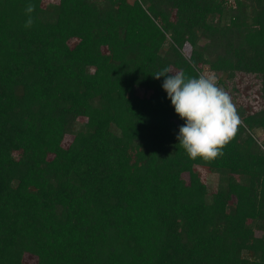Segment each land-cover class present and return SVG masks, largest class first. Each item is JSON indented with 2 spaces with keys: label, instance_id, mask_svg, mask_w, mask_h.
I'll return each instance as SVG.
<instances>
[{
  "label": "trees",
  "instance_id": "1",
  "mask_svg": "<svg viewBox=\"0 0 264 264\" xmlns=\"http://www.w3.org/2000/svg\"><path fill=\"white\" fill-rule=\"evenodd\" d=\"M54 1L0 0V264H264V0ZM166 66L261 80L222 156L179 145Z\"/></svg>",
  "mask_w": 264,
  "mask_h": 264
},
{
  "label": "clouds",
  "instance_id": "2",
  "mask_svg": "<svg viewBox=\"0 0 264 264\" xmlns=\"http://www.w3.org/2000/svg\"><path fill=\"white\" fill-rule=\"evenodd\" d=\"M25 27L33 24V4L26 6ZM154 78L164 77L167 92L175 112L185 121L179 128V145L192 159L214 160L222 156L224 147L236 136L241 119L231 96L218 84L214 73L203 72L186 76L166 66Z\"/></svg>",
  "mask_w": 264,
  "mask_h": 264
},
{
  "label": "rangeland",
  "instance_id": "3",
  "mask_svg": "<svg viewBox=\"0 0 264 264\" xmlns=\"http://www.w3.org/2000/svg\"><path fill=\"white\" fill-rule=\"evenodd\" d=\"M46 1L48 5H51L53 4L54 0ZM205 72L213 73L210 71ZM222 79L224 81L223 83L219 84V86L222 87L226 92H228L236 108L242 107L246 115L261 112V106L263 104V100L261 97V80L257 76H245L242 74H238L236 78H233L231 80H227L226 77H223ZM84 122V118L79 120V123L81 124ZM258 137L259 140L264 143L263 131H258ZM71 141L72 136L66 137L64 145L68 146ZM201 174L206 181L209 190L211 192H215L219 184L218 176L204 170H201ZM24 261L27 264H36L37 258L30 255H25Z\"/></svg>",
  "mask_w": 264,
  "mask_h": 264
},
{
  "label": "built area",
  "instance_id": "4",
  "mask_svg": "<svg viewBox=\"0 0 264 264\" xmlns=\"http://www.w3.org/2000/svg\"><path fill=\"white\" fill-rule=\"evenodd\" d=\"M260 144H262V143L260 142Z\"/></svg>",
  "mask_w": 264,
  "mask_h": 264
}]
</instances>
